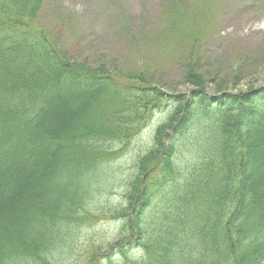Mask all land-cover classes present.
<instances>
[{"label":"trees","instance_id":"1","mask_svg":"<svg viewBox=\"0 0 264 264\" xmlns=\"http://www.w3.org/2000/svg\"><path fill=\"white\" fill-rule=\"evenodd\" d=\"M43 4L0 0V264H79L80 228L96 218L121 236L102 252L92 244L87 264H264V86L208 96L190 58V96L168 94L149 73L72 55L40 24ZM171 99L130 173L110 169ZM178 131L187 138L172 141ZM177 149L189 158L176 162Z\"/></svg>","mask_w":264,"mask_h":264},{"label":"rangeland","instance_id":"2","mask_svg":"<svg viewBox=\"0 0 264 264\" xmlns=\"http://www.w3.org/2000/svg\"><path fill=\"white\" fill-rule=\"evenodd\" d=\"M182 1L44 0L38 20L60 37L72 55L90 61H98V56L103 55L106 59L103 61H115L110 69L120 70L123 75L149 73L160 80L168 94L190 96L191 86L184 78L183 63L192 62L191 59L194 70L205 75L208 94L213 95L216 86L219 90L226 86L234 92L264 86V0H216L207 11L198 6L201 0H196L193 6ZM206 28L203 39L194 45L191 34ZM193 47L196 57L192 58ZM222 80L227 84H220ZM170 110V103L156 108L131 144L121 149L120 157L107 166L125 176L129 174L137 156L152 145L155 127ZM180 133L172 134V141L187 138L188 134ZM176 151V162L189 158L184 149ZM95 172L99 170L94 169ZM98 183L101 184L100 180ZM105 184L100 187L104 189ZM102 188L101 195L107 192L113 205L122 201L120 187ZM95 207L87 205L86 209L97 216ZM95 220L80 228L79 243L83 245L78 248L82 252L79 264H87L92 244V250L98 247L102 252L121 236L118 222ZM89 237L95 242L87 245ZM66 241H61L62 245ZM56 248L55 256L61 254V247Z\"/></svg>","mask_w":264,"mask_h":264}]
</instances>
